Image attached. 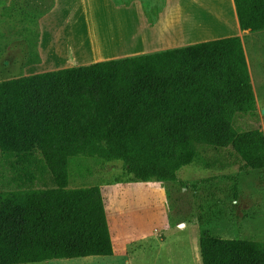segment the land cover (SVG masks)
Masks as SVG:
<instances>
[{
  "label": "trees",
  "instance_id": "16d2710c",
  "mask_svg": "<svg viewBox=\"0 0 264 264\" xmlns=\"http://www.w3.org/2000/svg\"><path fill=\"white\" fill-rule=\"evenodd\" d=\"M234 3L241 29L264 30V0ZM256 111L240 36L0 75V155L39 158L23 167L29 185L0 190V264L114 254L101 187L70 185L76 158L121 159L130 181H178L207 144L231 148L240 172L264 170L263 132L234 125ZM228 178L238 199V178ZM199 245L203 264H264V241L202 236Z\"/></svg>",
  "mask_w": 264,
  "mask_h": 264
},
{
  "label": "crops",
  "instance_id": "0c3cea01",
  "mask_svg": "<svg viewBox=\"0 0 264 264\" xmlns=\"http://www.w3.org/2000/svg\"><path fill=\"white\" fill-rule=\"evenodd\" d=\"M2 1L6 9L14 6L16 0ZM171 1L179 3L181 0H167L166 4L153 17L151 13L147 12L145 3L140 0L122 3H117L115 0H39L37 4L41 7L42 12H36L33 17H22L18 21L15 17L11 18L13 13L7 17L10 28L7 31L5 30L3 37H0V48L3 50L4 55V57L2 56L0 68L8 72L12 59L18 54L20 42L24 47L22 46L19 51L21 53L19 64L23 69L29 71L27 75H32L121 58V55L125 57V54L132 56L152 53L206 40L240 36L247 62L249 60L248 67L250 71L251 63L246 52L245 37H253L254 32L241 29L234 0H231L232 9H228L229 11L226 9L229 6L227 0H193L189 1L185 7L176 6L171 11V16H168ZM20 3L21 7L31 10L26 0H21ZM127 11H131L130 20L125 17ZM213 24L216 25V30L211 27ZM200 26L202 30L196 29ZM12 27L13 30H11ZM30 38H32L31 42L29 41ZM13 61L17 60L13 59ZM0 75L2 80L12 79L3 77L1 72ZM27 75L22 74L13 78ZM251 81L253 82L252 77ZM38 159L37 156H26L17 152L3 157L0 155V166L4 165L8 169L7 174L5 172L4 189H13L17 185H29L30 176L21 172H23V167L29 166L31 163L35 164ZM74 162L78 167L79 178L87 177V183L80 186L97 184L101 187L111 233L115 231L118 236L121 233H119V230L130 226V223L142 225L148 221H156L158 212L151 207H136L128 210V208H123V205L118 203L120 200H118L115 201L116 206L113 209L104 190L107 182L102 180L88 182L91 178L93 179L94 175L98 174V170L93 167V172L91 171L87 176H83V172L79 170L81 161L76 158ZM15 168L18 172H15ZM33 173L34 176L38 177L37 179H41V183L49 181L47 173H45L46 181L44 180V174L39 170L33 169ZM245 180V182H239V190L244 193H254L255 187L253 189L248 187L253 178ZM212 181L206 183L208 188L203 189L205 193H201L200 202L196 207H193L189 201V198H193V196L191 197L189 193H183L191 185V181L181 179L180 176L178 181L153 180L154 184L148 190L154 191L156 186L162 188L163 193L167 196L166 203L168 205L170 203V208H167L168 211L184 217L178 224L186 226L188 223L198 226V240L202 236H211L264 241V210L255 219H251V221L245 219L242 222L245 233H248L250 227L255 230V232L250 233L252 234L250 237L237 236V232L233 234L230 231L231 220L227 209L222 207V216L217 214L219 207L215 206L212 200L216 193L221 192V188L220 185H216ZM161 183H169V187L157 185ZM200 189L201 187L198 186L194 192L198 193ZM210 195L212 198H210ZM153 229H156V227ZM255 233L259 235H254ZM149 237L150 235L146 234L140 238H144L143 240L147 238L146 240H148ZM130 246L133 247L134 244H130ZM138 246L146 247L148 245L141 242ZM145 247L142 249H145ZM137 249H132L129 254V248H126L122 254H118L114 248L113 255L102 256L111 257L112 259L103 260L99 264H132L135 261Z\"/></svg>",
  "mask_w": 264,
  "mask_h": 264
},
{
  "label": "rangeland",
  "instance_id": "374dc122",
  "mask_svg": "<svg viewBox=\"0 0 264 264\" xmlns=\"http://www.w3.org/2000/svg\"><path fill=\"white\" fill-rule=\"evenodd\" d=\"M128 1L131 2V0ZM140 1L145 3L147 12L151 13L153 17H155L159 9L167 2V0ZM189 1L193 0H181L179 3L171 1L169 3L170 12L168 13V16H171V11L176 6L185 7ZM2 2L3 1L0 0V37H3L5 30L7 31L10 28V24L7 22V17L10 16L11 13H13L11 18L15 17L16 21H18L22 17H33L36 12H42L40 9L41 7L37 4L39 0H26V3L31 10L21 7V0H16L14 6L6 9L4 7V3ZM227 4L229 6L226 7V9L229 11L228 9H232L231 0H227ZM130 14L131 11H127V14H125V17L129 20L131 19ZM13 27L11 30L14 29ZM211 27L214 28L213 30H216L215 24ZM196 29L202 30L201 26ZM252 35L253 37H245V45L246 52L251 63L250 73L253 80V89L256 95L257 111L256 113H238L234 119V125L237 131L257 128L264 134V30L254 32ZM30 39L31 40L29 41L31 42L32 38ZM22 46L24 47V45L20 42V46L18 48L19 51ZM2 51L3 50L0 48V65L2 58L4 57ZM19 51L13 58L17 61H13L12 59L8 72H6V70H1L0 68V72L3 77L13 78L22 74H29V71L23 69L19 64L21 58V53ZM121 56L123 57V55ZM124 56H129V54H125ZM196 149L197 156L194 161L191 164L184 166L179 171L181 179L183 178L191 181V185L188 186L183 193H189L191 197L193 196V198H189V201L193 207H196V205L200 202L201 193H205L203 192V189L206 190L208 188V182H206V184L201 183V181L203 179L215 177L213 181L211 180L212 183L220 185L221 188V192L216 193V196L214 195L215 197H213L212 200L214 205L219 207L217 212L218 216H222V207H225L231 220L230 231L233 234L237 232V236L240 237H250V235H252L250 233L253 231L255 232V230L250 227L248 233H245L243 231L242 222L245 219H248L249 221H251V219H255L260 216V212L264 210V170L240 172L238 170L239 161L231 148L219 149L207 144H198ZM78 160L81 161L79 164V170L83 172V176H87L89 172L92 171L93 167L98 170V174L94 175L93 179L91 178L88 182H94L95 180L107 182L104 190L106 192V196L109 197V201L113 209L116 206L115 201L120 200L118 203L123 205V208H128V210L136 207H151L158 212V217L155 222L148 221L142 225L130 223V226L119 230V233H121L118 234V236L115 231H113V244L118 254H122L126 248H129V254L132 252V249L134 250L138 248L136 257L134 258L135 261L132 262V264H203L198 240V226L194 224L190 225L188 223L186 226L178 224L184 217L168 211L167 208H170V203L169 205L166 203L167 196L163 193L162 188L156 186V190L152 191L148 189L152 188V185L154 184L153 181H130L131 176L125 172L123 160L121 159L82 156L78 158ZM77 168L76 163L72 161V186H80L87 183V177L79 178ZM7 170L6 166H0V190L5 187L4 179L5 172L6 174L8 172ZM229 176H236L238 178V188L239 182H245V179L248 180V178H253V181H250L248 187H251L252 189L255 187V192L244 193L239 190V197L238 199H235V181L228 178ZM194 183H200L198 186H200L201 189L198 193L194 192V190L197 189L192 187ZM157 185L169 187V183H161ZM210 198H212L211 195ZM154 227H156V229H153ZM146 234L150 235L148 240H146L147 238L145 239L146 241L143 240L144 238H140ZM254 235L259 234L255 233ZM139 238L142 240L140 241ZM141 242H143V244L144 242L147 243L148 246H138ZM130 244H134V246L132 247ZM143 247H145V249H142ZM116 256L118 257V255ZM99 259H101V261H99ZM109 259L112 258L87 256L23 264H99L103 260L108 261Z\"/></svg>",
  "mask_w": 264,
  "mask_h": 264
}]
</instances>
